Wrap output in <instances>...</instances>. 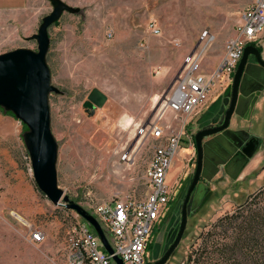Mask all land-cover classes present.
<instances>
[{
  "label": "rangeland",
  "instance_id": "1",
  "mask_svg": "<svg viewBox=\"0 0 264 264\" xmlns=\"http://www.w3.org/2000/svg\"><path fill=\"white\" fill-rule=\"evenodd\" d=\"M62 1L80 12L65 13L49 29L47 61L52 84L59 90L50 95L52 132L59 145V187L88 208L145 199L150 192L145 171L153 142L144 139L140 129L156 117L184 58L200 46L207 29L216 39L204 55L202 69L213 74L224 57L226 41L236 34L241 13L253 0L243 6L244 0ZM52 11L49 0H32L26 14H0V54L19 48L37 51V42L28 38L38 33ZM150 22L160 28L159 36L150 33ZM259 46L264 58V38ZM233 78L216 83L211 99L188 126L192 135L224 121ZM257 107L251 122L236 116L231 129L263 138L252 159L262 155V162L249 170L252 160L246 158L221 166L205 158L188 206L186 233L167 264H185L188 254L200 250L202 234L218 242L235 239L233 226L217 223L239 211L233 197L245 191L241 184L246 178L260 170L250 184L264 180V93ZM8 114L0 109V264H66L73 213L54 205L39 190L24 141L28 128ZM166 122L177 124L170 113ZM188 144L185 136L172 165L168 183L175 187V197L166 218L153 230L151 264L163 257L181 224L197 165L196 147L189 151ZM29 226L46 233L44 242H31Z\"/></svg>",
  "mask_w": 264,
  "mask_h": 264
},
{
  "label": "built area",
  "instance_id": "2",
  "mask_svg": "<svg viewBox=\"0 0 264 264\" xmlns=\"http://www.w3.org/2000/svg\"><path fill=\"white\" fill-rule=\"evenodd\" d=\"M148 27L153 36L161 34L156 23L150 22ZM111 37L109 33L108 38ZM263 38L264 0H253L241 13L235 36L226 41L219 67L212 75H207L202 61L216 37L209 29L202 33L200 46L184 58L175 86L156 117L139 132L144 139L153 142L152 157L145 171L149 195L145 199L115 200L89 208L79 204L97 220L113 253L107 251L95 228L80 214L69 210L63 201L57 205L71 211L74 217L68 231L66 264H120L119 260L122 264H151L148 259L153 230L166 218L168 205L175 197V187L168 183L172 164L185 136L189 141L187 149L196 147L188 126L211 99L216 83L222 78L232 80L245 48L259 46ZM169 113L177 124L166 122ZM29 229L32 243L44 242L47 237L44 231L31 226Z\"/></svg>",
  "mask_w": 264,
  "mask_h": 264
},
{
  "label": "water",
  "instance_id": "3",
  "mask_svg": "<svg viewBox=\"0 0 264 264\" xmlns=\"http://www.w3.org/2000/svg\"><path fill=\"white\" fill-rule=\"evenodd\" d=\"M49 1L53 11L43 18L38 33L28 38L37 42L38 50L19 48L0 54V109L14 114L28 128L24 134V141L39 190L54 205L57 206L63 201L68 209L80 214L95 228L105 248L112 254L113 251L97 220L82 206L72 201L58 183L59 145L52 132L50 95L58 93L59 90L52 84V74L47 61L51 45L49 29L58 23L65 13L77 14L80 9L71 7L62 0ZM251 55H254L258 63L264 67L259 49L254 46L246 47L234 74L231 101L225 112L223 125L204 129L195 135L197 165L183 204L181 224L163 257L154 264H167L185 235L188 206L204 170V139L222 133L230 126L236 112L243 74L247 72V62ZM258 148L248 156L252 157ZM119 263L122 264L120 260Z\"/></svg>",
  "mask_w": 264,
  "mask_h": 264
},
{
  "label": "trees",
  "instance_id": "4",
  "mask_svg": "<svg viewBox=\"0 0 264 264\" xmlns=\"http://www.w3.org/2000/svg\"><path fill=\"white\" fill-rule=\"evenodd\" d=\"M257 47L262 51L260 46ZM11 114L9 112L8 115ZM259 172L246 178L241 184L245 191L233 197L239 205V211L231 217L221 218L217 223L223 228L227 226L225 222L233 226L236 230L235 239L218 242L207 240L202 234L200 250L188 254L185 264L194 259L196 264H264V180L258 185L250 184V180L256 178Z\"/></svg>",
  "mask_w": 264,
  "mask_h": 264
},
{
  "label": "flooded vegetation",
  "instance_id": "5",
  "mask_svg": "<svg viewBox=\"0 0 264 264\" xmlns=\"http://www.w3.org/2000/svg\"><path fill=\"white\" fill-rule=\"evenodd\" d=\"M260 52L262 54V51ZM246 70L247 72H244L241 81L238 104L231 123L236 116L246 122L250 115H253L258 108L257 103L264 93V67L258 63L254 55L249 57ZM231 96L232 87L230 99L227 100V109L229 108ZM223 123L224 121L219 122L214 127H219L223 125ZM231 126L232 124L222 133L204 139V162L205 158H208L214 165L221 166L220 164H228L233 160L240 161L244 158L250 160L257 153L256 151L252 157L248 156L260 146V143L262 146L263 138L259 140V136L255 137L253 133H249L243 129L233 130ZM207 150H210L209 153H207Z\"/></svg>",
  "mask_w": 264,
  "mask_h": 264
},
{
  "label": "crops",
  "instance_id": "6",
  "mask_svg": "<svg viewBox=\"0 0 264 264\" xmlns=\"http://www.w3.org/2000/svg\"><path fill=\"white\" fill-rule=\"evenodd\" d=\"M252 0H244L241 2V5H248L249 2ZM242 6L240 8H242ZM32 7V0H0V14H8L9 16L13 15H21V14H26ZM254 119L253 115L251 114L249 119L247 120L248 122H251ZM264 122V121H263ZM189 150V149H188ZM190 151V150H189ZM256 156V154L253 156V158ZM251 158L249 162L253 159ZM262 162V155L260 157L255 158L254 160L251 161L249 165V170H252L254 166ZM173 165V164H172ZM172 171V168L169 172ZM184 172L182 173L183 176ZM168 176V179H169ZM182 176L180 178H182ZM170 187L174 188L172 184H170Z\"/></svg>",
  "mask_w": 264,
  "mask_h": 264
},
{
  "label": "bare ground",
  "instance_id": "7",
  "mask_svg": "<svg viewBox=\"0 0 264 264\" xmlns=\"http://www.w3.org/2000/svg\"><path fill=\"white\" fill-rule=\"evenodd\" d=\"M128 121H129V120H128ZM127 124L130 125L131 123L129 124V123L127 122Z\"/></svg>",
  "mask_w": 264,
  "mask_h": 264
},
{
  "label": "snow or ice",
  "instance_id": "8",
  "mask_svg": "<svg viewBox=\"0 0 264 264\" xmlns=\"http://www.w3.org/2000/svg\"><path fill=\"white\" fill-rule=\"evenodd\" d=\"M37 238H39V237H37Z\"/></svg>",
  "mask_w": 264,
  "mask_h": 264
}]
</instances>
